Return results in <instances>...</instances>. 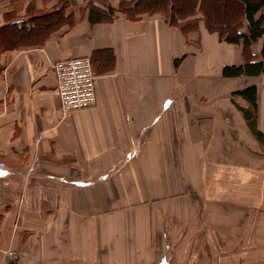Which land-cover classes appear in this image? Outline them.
Returning a JSON list of instances; mask_svg holds the SVG:
<instances>
[{"label": "crops", "instance_id": "0c3cea01", "mask_svg": "<svg viewBox=\"0 0 264 264\" xmlns=\"http://www.w3.org/2000/svg\"><path fill=\"white\" fill-rule=\"evenodd\" d=\"M122 1L0 0V28L68 14L42 41L0 50V264H135L165 227L185 243L197 203L209 242H227L245 212L264 228V72L224 76L245 62L244 43L202 19L187 32L161 13L91 23L93 4ZM81 56L97 100L63 112L54 64ZM250 85L256 108L232 95Z\"/></svg>", "mask_w": 264, "mask_h": 264}, {"label": "trees", "instance_id": "16d2710c", "mask_svg": "<svg viewBox=\"0 0 264 264\" xmlns=\"http://www.w3.org/2000/svg\"><path fill=\"white\" fill-rule=\"evenodd\" d=\"M65 5L33 17L29 20H17L0 28V50L17 46L18 40L32 38L42 41L50 29L57 26L61 19L67 17ZM121 12L130 19H140L144 14L161 13L173 25H178L187 32L195 29L202 19L211 32L219 33L220 37L230 43L243 41L246 60L241 65H228L223 69L226 77L259 76L264 72V0H131L122 1L115 9L108 6L99 9L91 6V23L114 19ZM202 14L201 18L190 20L192 16ZM245 22L247 32H243ZM262 40L261 56L251 52V46ZM93 62V60H92ZM257 86L250 85L242 90L234 91L233 96H241L251 106H257ZM245 117L251 121L250 107L239 105ZM252 123V122H251ZM254 125V124H252ZM254 127V126H253ZM257 134L259 132L255 130Z\"/></svg>", "mask_w": 264, "mask_h": 264}, {"label": "rangeland", "instance_id": "374dc122", "mask_svg": "<svg viewBox=\"0 0 264 264\" xmlns=\"http://www.w3.org/2000/svg\"><path fill=\"white\" fill-rule=\"evenodd\" d=\"M199 204L196 206L195 221L187 223L185 219V226L181 228L179 239L185 240V243L171 242L172 231L178 229L165 227V242L152 244L147 251V258L139 255L135 264H149L163 256L172 264H264V228H252L247 212L243 221L239 222L240 227L228 229L227 242H219L217 239L214 243L206 238L207 233L213 234V230L202 226V205ZM196 223L201 226L192 227ZM260 223L264 225V220H260Z\"/></svg>", "mask_w": 264, "mask_h": 264}, {"label": "built area", "instance_id": "2783aa9c", "mask_svg": "<svg viewBox=\"0 0 264 264\" xmlns=\"http://www.w3.org/2000/svg\"><path fill=\"white\" fill-rule=\"evenodd\" d=\"M57 90L63 112L76 111L95 105L96 76L89 56L64 59L54 64ZM6 164L0 161V167Z\"/></svg>", "mask_w": 264, "mask_h": 264}, {"label": "water", "instance_id": "95a60500", "mask_svg": "<svg viewBox=\"0 0 264 264\" xmlns=\"http://www.w3.org/2000/svg\"><path fill=\"white\" fill-rule=\"evenodd\" d=\"M5 174H6V171L0 167V177H2ZM157 264H172V263L166 256H163Z\"/></svg>", "mask_w": 264, "mask_h": 264}, {"label": "bare ground", "instance_id": "6f19581e", "mask_svg": "<svg viewBox=\"0 0 264 264\" xmlns=\"http://www.w3.org/2000/svg\"><path fill=\"white\" fill-rule=\"evenodd\" d=\"M162 257H160L159 259H157V260H154V261H152L151 263H149V264H157L159 261H160V259H161Z\"/></svg>", "mask_w": 264, "mask_h": 264}]
</instances>
